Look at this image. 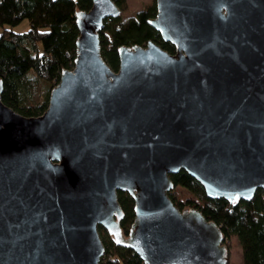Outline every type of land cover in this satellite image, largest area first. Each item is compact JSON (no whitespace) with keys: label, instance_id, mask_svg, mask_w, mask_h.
Masks as SVG:
<instances>
[{"label":"water","instance_id":"obj_1","mask_svg":"<svg viewBox=\"0 0 264 264\" xmlns=\"http://www.w3.org/2000/svg\"><path fill=\"white\" fill-rule=\"evenodd\" d=\"M77 10L72 68L43 113L1 100L0 264H100L99 226L143 264H228L215 221L169 196L183 169L209 198L264 192V0H155L153 40L120 45L113 69L99 30L113 0ZM118 191L133 199L124 235Z\"/></svg>","mask_w":264,"mask_h":264},{"label":"trees","instance_id":"obj_2","mask_svg":"<svg viewBox=\"0 0 264 264\" xmlns=\"http://www.w3.org/2000/svg\"><path fill=\"white\" fill-rule=\"evenodd\" d=\"M113 2L122 12L126 10V0ZM91 4V0H0V25L3 26L0 32L1 100L6 105L22 115L44 112L49 92L59 80L60 72L74 66L75 40L79 34L74 14L77 10L88 9ZM155 11L153 0L143 4L133 16L124 18L121 13L105 17L99 30L100 52L113 69L119 65L117 48L120 45L146 44L151 39L174 52V45L162 39L147 22ZM24 19L28 27L23 31L5 26H14ZM170 178L174 187H184L199 201L176 200L172 195L173 187L169 196L178 207L194 205L207 220L218 224L225 239L236 236L243 264H264V192L261 188L250 200L229 202L223 197L209 198L201 183L183 169L170 174ZM118 199L124 214L120 225L126 235L135 216L134 203L125 191H118ZM105 235L107 238L102 240L105 251L100 264H143L130 246L115 244L112 236L107 232ZM227 248L229 252L228 243Z\"/></svg>","mask_w":264,"mask_h":264},{"label":"rangeland","instance_id":"obj_3","mask_svg":"<svg viewBox=\"0 0 264 264\" xmlns=\"http://www.w3.org/2000/svg\"><path fill=\"white\" fill-rule=\"evenodd\" d=\"M151 2H153V0H126V3H125L126 10L124 12H122V15L124 18H127L129 16H133L135 14V12L137 11V9L141 8V6L143 4H148ZM5 26L6 27L10 26L15 31L19 32V31H23V30L27 29L28 23L24 19V20L18 22V24L14 25V26H11V25H5ZM2 29H3V26L0 25V32ZM172 190H173L172 195H174L176 200H178V201L179 200L180 201H187L189 199H193L199 203V201L193 197V195L190 191H188L187 189H185L184 187H182L180 185L174 187ZM98 231H99V236L101 237L102 240H103V238H107L105 235L106 231L103 228L98 229ZM226 242L228 244H230V248H229V252H231V254L229 255L230 256V263L231 264H242L241 263L240 244H239V241L237 240L236 236L232 237L230 239L227 238ZM120 264H122V263H120Z\"/></svg>","mask_w":264,"mask_h":264},{"label":"crops","instance_id":"obj_4","mask_svg":"<svg viewBox=\"0 0 264 264\" xmlns=\"http://www.w3.org/2000/svg\"><path fill=\"white\" fill-rule=\"evenodd\" d=\"M26 27H27V26H26ZM240 251H241V249H240ZM230 254H231V252H230ZM228 263L231 264V263H230V256H229V262H228ZM241 263H242V260H241ZM242 264H243V263H242Z\"/></svg>","mask_w":264,"mask_h":264},{"label":"built area","instance_id":"obj_5","mask_svg":"<svg viewBox=\"0 0 264 264\" xmlns=\"http://www.w3.org/2000/svg\"><path fill=\"white\" fill-rule=\"evenodd\" d=\"M225 240H226V239H225ZM102 256H103V255H102ZM102 256H101V257H102ZM101 257H100V258H101Z\"/></svg>","mask_w":264,"mask_h":264},{"label":"flooded vegetation","instance_id":"obj_6","mask_svg":"<svg viewBox=\"0 0 264 264\" xmlns=\"http://www.w3.org/2000/svg\"><path fill=\"white\" fill-rule=\"evenodd\" d=\"M127 234V233H126ZM125 235V234H124Z\"/></svg>","mask_w":264,"mask_h":264}]
</instances>
